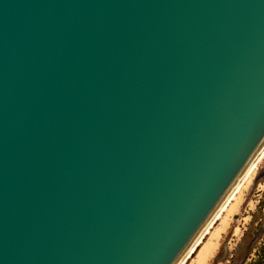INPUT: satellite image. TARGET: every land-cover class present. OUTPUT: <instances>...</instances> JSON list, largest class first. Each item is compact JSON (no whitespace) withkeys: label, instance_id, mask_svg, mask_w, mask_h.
<instances>
[{"label":"water","instance_id":"obj_1","mask_svg":"<svg viewBox=\"0 0 264 264\" xmlns=\"http://www.w3.org/2000/svg\"><path fill=\"white\" fill-rule=\"evenodd\" d=\"M264 150V0H0V264H181Z\"/></svg>","mask_w":264,"mask_h":264},{"label":"rangeland","instance_id":"obj_2","mask_svg":"<svg viewBox=\"0 0 264 264\" xmlns=\"http://www.w3.org/2000/svg\"><path fill=\"white\" fill-rule=\"evenodd\" d=\"M188 264H264V159Z\"/></svg>","mask_w":264,"mask_h":264},{"label":"bare ground","instance_id":"obj_3","mask_svg":"<svg viewBox=\"0 0 264 264\" xmlns=\"http://www.w3.org/2000/svg\"><path fill=\"white\" fill-rule=\"evenodd\" d=\"M264 159V150L256 160V162L253 164L251 169L248 171L246 176L243 178L239 186L236 188L234 193L231 195L229 200L226 202L222 210L219 212L217 217L214 219V221L211 223V225L208 227V229L205 231V233L202 235V237L199 239V241L196 243V245L193 247V249L190 251V253L187 255V257L183 260L181 264H188L189 261L194 257V254L199 250V248L205 243L206 238L212 234L213 229L215 228L216 224L224 218V215L230 210L231 206L236 204L239 199V194L242 191V188L244 185L250 181L252 178L253 173L257 170L259 164Z\"/></svg>","mask_w":264,"mask_h":264}]
</instances>
